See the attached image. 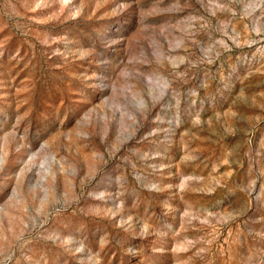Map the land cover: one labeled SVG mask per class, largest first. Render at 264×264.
Wrapping results in <instances>:
<instances>
[{
    "label": "rangeland",
    "instance_id": "374dc122",
    "mask_svg": "<svg viewBox=\"0 0 264 264\" xmlns=\"http://www.w3.org/2000/svg\"><path fill=\"white\" fill-rule=\"evenodd\" d=\"M0 264H264V0H0Z\"/></svg>",
    "mask_w": 264,
    "mask_h": 264
}]
</instances>
